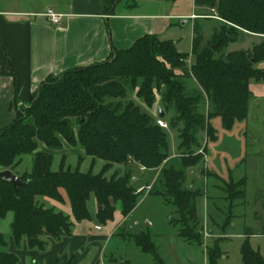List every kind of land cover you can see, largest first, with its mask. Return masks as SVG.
I'll list each match as a JSON object with an SVG mask.
<instances>
[{"label":"trees","instance_id":"obj_1","mask_svg":"<svg viewBox=\"0 0 264 264\" xmlns=\"http://www.w3.org/2000/svg\"><path fill=\"white\" fill-rule=\"evenodd\" d=\"M117 1L114 0L115 4ZM194 4L196 8L211 9L214 13L211 17H217L221 25L214 28L210 42L203 45L202 27L195 21L192 43L195 60L190 66L185 61L189 54L179 52L174 41L146 35L129 49L114 50L106 61L49 76L33 93L28 106L15 108V121L0 128V171H13L16 159L22 155L35 156L32 172L19 176L25 185L17 192L0 178V218L5 219L10 212L14 214L10 229L17 248L27 238L30 249L44 253L49 244L45 238L60 241L70 237L75 222L92 219L88 209L92 195L102 223L113 220L117 205L124 217L129 216L141 196L136 193L132 178V167L136 164L145 170H159L150 194L161 196L176 208L181 238L202 245L204 231L197 199L203 192L184 186L186 174L170 158L168 134L136 104L108 101L124 99V87L130 83L132 88L139 85L137 95L151 107L155 102L154 87L164 86L166 107L173 106L178 112L171 126L185 122L178 137V158L185 169L196 167L207 154V147L204 154L193 150L200 147L197 137L200 131L206 130L208 140L216 141L217 131L211 124L214 118H221L227 130L248 118L253 97L250 83H264V70L258 67L264 62V41L248 50L226 52V48L238 40L241 31L264 36V0H194ZM176 70L192 77L208 98L210 109L206 117L197 115L200 100L186 95ZM161 109L164 119L167 111ZM41 144L50 151L62 150L65 144L80 147L85 157L93 159L91 168L96 160H102L104 167L96 175L92 169L82 172L84 158L72 169L66 167L64 156L59 169L53 170L55 154L39 150ZM169 162L172 163L167 166ZM114 165H123L125 171L118 168L108 178L106 173ZM210 176L218 178L215 174ZM156 185L161 189L153 191ZM61 190L66 192L75 222L64 212L37 201L38 197H48L62 202ZM222 190L232 209L236 201L246 197V179L231 182ZM231 219L230 215L225 225ZM171 223L175 224L174 220ZM253 235H264V230L246 232L247 240L241 247L243 264H264V257L249 242ZM132 239L144 253L153 256L156 264H165L148 232L142 231ZM220 241L218 238L214 247L207 248L208 264H218L222 257ZM0 246L7 247L2 233ZM0 264H19V258L15 253L0 251Z\"/></svg>","mask_w":264,"mask_h":264},{"label":"rangeland","instance_id":"obj_2","mask_svg":"<svg viewBox=\"0 0 264 264\" xmlns=\"http://www.w3.org/2000/svg\"><path fill=\"white\" fill-rule=\"evenodd\" d=\"M71 0H0V10L16 11V12H34L36 16L44 13L49 7L55 4L61 6L67 5ZM127 0H119L117 9L123 8ZM147 2L149 0H141ZM128 3H135L136 0H128ZM198 20L202 27L203 45L210 42L214 33V28L221 25V21L211 19L213 11L209 8L202 9L199 12ZM208 17V18H204ZM16 19V18H13ZM180 25V24H179ZM182 26V22H181ZM181 29V37L184 44L180 45V49H189L190 39L192 35L191 24ZM167 39V38H163ZM264 40V38H263ZM261 40L256 37L240 34L238 40L231 43L226 52H234L251 49L254 44ZM185 60L190 66L194 62L192 51ZM162 61V59H160ZM190 61V62H189ZM168 69L170 65L166 63ZM179 81L186 88V95L189 97H198L200 100L197 115L207 116L209 112V100L202 93L197 82L190 76H185L181 70L175 71ZM126 84V83H125ZM264 84V83H262ZM126 96L124 99L108 100L114 104L120 103L125 105L132 102L139 106L142 111L150 115L157 123V109L165 108L166 117L163 119L168 128L164 129L168 134L169 154L173 159V164L177 169L183 170L186 174L185 187L198 188L203 195L197 199L198 215L201 218V227L204 234L202 236V245L187 242L179 236L180 225L179 215L176 208L167 204L165 200L158 195L150 194V190L154 186L159 170H146L145 179L141 178L133 183L136 193L141 196L137 200L135 209L127 216L126 220L121 222L111 234L112 222L117 224L121 220L120 205L117 206V213L114 214L113 220L102 223L98 217V204L94 195L88 202V209L91 214V220H87L85 224V239H81L80 247L74 244H58L56 247L49 242L46 252L42 253L39 249H31L37 254H30V248L24 252L23 248L16 254L19 258V264H119L129 262V264H156L151 254L144 253L132 239L133 235L139 234L141 231L148 232L151 235L158 255L165 264H208L207 248L214 247L218 238H221L220 248L222 257L218 260V264H243L241 247L247 240L246 232L253 230L260 233L264 230V105L259 109L250 108L249 116L246 120L237 122L231 130L223 127L220 118L214 119L212 124L217 131L216 141H210L207 138L206 130L198 133L197 137L200 143L199 148H193L194 152L201 153L204 151V145L207 141V157L204 156L203 161L196 167L185 169L182 167L178 155L179 135L182 132L185 122L181 121L176 126H171L170 122L178 116L177 110L171 106L167 108L163 100V91L165 87H154L153 94L155 102L153 106H148L137 95L139 85L132 88L131 84L125 85ZM28 104L15 105L16 109H22ZM205 122V121H204ZM206 124V123H205ZM73 126L77 130V125L73 121ZM206 140V141H205ZM67 148L71 146L65 144ZM53 152L55 154L53 170H58L61 160L64 156L67 158L66 167L75 169L78 165L77 159L71 158L66 149L50 151L45 145L41 144L39 150ZM80 148V147H75ZM82 157V156H81ZM80 157V158H81ZM35 156L33 154H25L16 159L13 172L17 176L31 173L34 167ZM91 157L82 162L81 171L88 172L92 169L93 174H98L104 167L102 160H96L92 167ZM172 162L166 163L169 166ZM118 168L125 171L123 165H114L106 176L110 178ZM202 170L204 171L202 174ZM140 168L132 167V178H138ZM215 174L218 176H210ZM246 179V197L243 200L235 202L234 207L230 209V201L226 199V194L222 188L231 182H238ZM161 189L159 185L153 188ZM48 206V205H47ZM232 216L231 223L225 225L229 216ZM13 220V214L7 215L5 219L0 218V233L3 234L7 242V247L0 246V251L11 252V229L10 224ZM174 220L175 224L171 221ZM101 227V231H95L96 227ZM54 242H58L54 240ZM251 246L259 251L264 257V235H253L249 237ZM19 249V248H18ZM83 252V255H81ZM43 254V255H42ZM42 256V257H41Z\"/></svg>","mask_w":264,"mask_h":264},{"label":"crops","instance_id":"obj_3","mask_svg":"<svg viewBox=\"0 0 264 264\" xmlns=\"http://www.w3.org/2000/svg\"><path fill=\"white\" fill-rule=\"evenodd\" d=\"M127 1L120 10L117 9L118 4L115 5L114 0H71L64 6L55 4L48 9L62 15L59 25L50 23L40 15L48 9L44 13H39V16L28 11L0 10V128L15 121L17 117L15 105L28 104L33 93L49 76H58L73 68L106 61L114 50L129 49L146 35H157L161 39L167 38L163 40L174 41L181 53L192 51L193 26L196 20L203 17L198 14L203 8H196L194 0H149L145 3L136 0L132 4ZM211 19L219 20L215 16ZM188 24H191L192 35L187 51L180 49V45L184 44L180 27L184 28ZM242 33L260 39L259 43L264 41V36L247 31H241L240 34ZM258 67L264 70V62ZM262 83L256 81L250 83L253 97L249 113L251 107L259 109L264 105ZM157 112L159 113V108ZM206 145L207 141L204 148ZM64 149L71 158H76L77 162L81 156L84 162L87 160L81 148H67L64 145ZM134 167L141 170L136 178L137 182L139 180L141 182V178L146 177L143 173L146 170L137 164ZM61 194L62 202L48 197H38L37 201L64 212L75 222L66 192L61 190ZM126 218L121 214L119 223H111V234ZM86 222L87 220L75 222L72 235L63 237L58 242L49 237L45 239L54 247L61 243L63 245L77 243L79 248L81 239H85ZM11 241V253L17 254L21 248L24 252L28 251L27 238L23 239L19 249L13 236ZM28 253L37 254L31 249Z\"/></svg>","mask_w":264,"mask_h":264},{"label":"water","instance_id":"obj_4","mask_svg":"<svg viewBox=\"0 0 264 264\" xmlns=\"http://www.w3.org/2000/svg\"><path fill=\"white\" fill-rule=\"evenodd\" d=\"M185 23V22H183ZM164 115V112L162 111V109L160 108L159 109V113H158V116L160 118H162ZM0 178L3 180V181H6L8 183H10L14 189L15 192L18 191V188L25 185V183L23 181H21L20 177L17 176L13 171L11 170H2L0 171ZM137 182V179L135 178L134 179V183ZM190 189H194L193 186L190 187ZM100 209H102V207H100Z\"/></svg>","mask_w":264,"mask_h":264},{"label":"built area","instance_id":"obj_5","mask_svg":"<svg viewBox=\"0 0 264 264\" xmlns=\"http://www.w3.org/2000/svg\"><path fill=\"white\" fill-rule=\"evenodd\" d=\"M41 16H43L44 18H46L50 23L54 24V25H59L62 21V15L56 13L54 10L52 9H48L44 14H40ZM187 62V61H186ZM190 62V61H189ZM157 124L161 127V128H168L167 123L160 117L157 118ZM202 154H204L203 151H201ZM205 157H207V155L205 154ZM144 169V168H142ZM96 230L100 231L102 230L101 227H96Z\"/></svg>","mask_w":264,"mask_h":264}]
</instances>
